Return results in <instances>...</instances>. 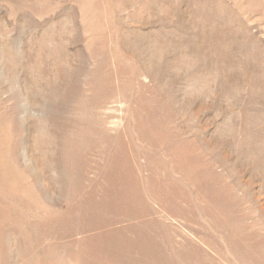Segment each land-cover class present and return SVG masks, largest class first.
Segmentation results:
<instances>
[{
  "label": "rangeland",
  "instance_id": "rangeland-1",
  "mask_svg": "<svg viewBox=\"0 0 264 264\" xmlns=\"http://www.w3.org/2000/svg\"><path fill=\"white\" fill-rule=\"evenodd\" d=\"M0 264H264V0H0Z\"/></svg>",
  "mask_w": 264,
  "mask_h": 264
},
{
  "label": "bare ground",
  "instance_id": "bare-ground-1",
  "mask_svg": "<svg viewBox=\"0 0 264 264\" xmlns=\"http://www.w3.org/2000/svg\"><path fill=\"white\" fill-rule=\"evenodd\" d=\"M143 4H144V3H143ZM146 5H147V4H146ZM81 27H82V26H81ZM129 32H130V31H129ZM145 54H146V53H145ZM145 54H144V55H145ZM138 56H139V55H138ZM145 56H146V55H145ZM148 56H149V55H148ZM148 56H147V57H148ZM147 57H146V58H147ZM151 57H152V56H151ZM135 58H136V57H135ZM139 58H140V57H139ZM148 58H150V57H148ZM151 59H152V58H151ZM154 59H155V57H154ZM147 60H148V59H147ZM176 60H177V59H176ZM149 61H150V59H149ZM149 61H148V62H149ZM151 61H152V60H151ZM145 62H146V61H145ZM142 63H143V62H142ZM145 64H146V63H145ZM147 64H150V63H147ZM158 64H159V63H158ZM142 69L144 70V68H142Z\"/></svg>",
  "mask_w": 264,
  "mask_h": 264
}]
</instances>
